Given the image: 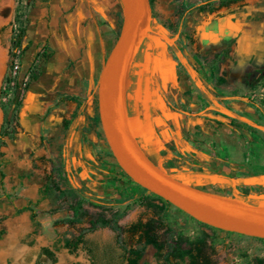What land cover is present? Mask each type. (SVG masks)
Masks as SVG:
<instances>
[{
	"label": "crops",
	"instance_id": "crops-1",
	"mask_svg": "<svg viewBox=\"0 0 264 264\" xmlns=\"http://www.w3.org/2000/svg\"><path fill=\"white\" fill-rule=\"evenodd\" d=\"M186 1L155 2L159 15L170 19L175 9L189 7L177 17L174 43L183 66L177 72L160 65L158 87L152 81L153 65L147 82L140 77L136 81L132 105L127 97L134 133L156 164L182 180L264 204V0H238L212 12L196 9L206 0L192 6L184 5ZM44 15L43 75L23 102L14 134L3 131L0 107V264H54L43 255L45 248L55 253L56 264L61 261L59 250L71 254L63 240L81 232L55 236V231L71 226L62 220L73 216L72 211L66 217L53 213L56 204L65 201L46 193L56 187L55 168L79 193L77 201L101 189L115 193L107 197H115V202L124 181L109 155L96 97L101 69L122 24L120 0H51ZM188 26H197L196 35L207 45L227 44L218 71L214 63L194 64L182 48L190 38L186 31L182 34ZM215 76L223 82L218 84ZM31 204L36 205L38 227L25 209ZM54 221L59 223L53 226ZM94 233L115 239L112 252L104 242L93 241ZM26 236L31 240L23 243ZM85 240L97 264H128L124 248L138 245H124L123 239L119 243L109 228L88 233ZM150 248L152 259L147 257ZM79 250L87 262L78 264H92L87 251ZM139 264L164 263L149 246Z\"/></svg>",
	"mask_w": 264,
	"mask_h": 264
},
{
	"label": "rangeland",
	"instance_id": "rangeland-1",
	"mask_svg": "<svg viewBox=\"0 0 264 264\" xmlns=\"http://www.w3.org/2000/svg\"><path fill=\"white\" fill-rule=\"evenodd\" d=\"M50 1L0 0V28H5L0 35V107L5 114L3 131L12 134L16 132L18 114L28 92L32 89L33 83L43 75L47 52L43 45L44 37L41 34L44 33H42L43 27L41 23L47 17L44 14H46V8ZM201 1L205 0H187L184 2V5L192 6ZM155 2L156 0H153L152 32L138 51L129 79L127 97L131 105L135 99L133 91L136 87V81L140 77L147 82L150 78V67L152 65L155 67L154 72H152V81L155 83V87H158L160 79L159 66L169 65L173 67L172 69L176 66V60L172 57V51L171 53L168 52L166 43H169L173 50L179 53V47L176 48L174 45L177 41L179 30V19L177 17L183 16L186 11L184 9L185 6L184 8L175 9L170 19L166 15H159V12L156 11L157 5ZM161 24H165V27H162ZM196 27L188 26L182 30V34L186 31V34L190 37L182 42V48L188 53L194 64H198L201 67L206 65L211 67L214 63L218 71L221 64L225 62L228 46L227 44L207 45L196 35ZM19 34H22L21 44L20 46H14V39ZM164 37L169 38V41H166ZM213 56H216L213 59L214 61L212 60ZM16 58L19 60L20 68L18 73L14 74L13 65ZM217 71H215V75ZM171 75L174 76L173 74ZM182 75L185 76V73L182 72ZM222 80V77L216 78L218 84H221ZM116 165L118 166L117 163ZM117 171V175L124 179L121 182L122 189L116 191L117 200L114 202L115 197L111 199L107 198L108 196H115V193L112 192L110 193L112 195H107L101 189H99V193L96 196L87 195V198L83 200L84 209L88 212L84 222L66 227L65 230L62 229L60 232L55 231V236L66 237L69 235L72 237L75 233L88 228L90 220L96 219L99 216L111 218L116 213L114 211L117 210L118 212L125 213V216L120 220L124 228H127L137 220H142L143 222L151 221L155 234L159 236L161 241L166 242L167 240L173 241L175 239L187 241L194 240L199 236L204 237L207 256L215 264H261L260 260H264L263 241L207 228L184 212L178 211L174 206L168 207L138 189L136 186L139 185L124 176L119 166L117 167ZM116 179L118 182L121 181L119 177ZM54 181L56 182L54 186L58 185L60 189L71 192L63 203L56 204V208L53 209L54 214L58 211L61 217H66L71 211L70 205L77 202L79 193L75 189H72L71 184L68 183L65 177L63 178L56 174ZM257 201L256 203H262L259 200ZM58 223L54 221L53 226ZM93 236L94 242H104L106 251L112 252L111 248H113L115 239L105 238L99 233H94ZM122 239L124 245L127 246L135 244V242L138 243L137 237L130 234L124 233ZM30 240L31 237L26 236L23 243ZM59 257L61 259L60 264L87 262V257L81 250L71 254H67L66 250H59ZM147 257L149 259L153 258L151 248Z\"/></svg>",
	"mask_w": 264,
	"mask_h": 264
},
{
	"label": "water",
	"instance_id": "water-1",
	"mask_svg": "<svg viewBox=\"0 0 264 264\" xmlns=\"http://www.w3.org/2000/svg\"><path fill=\"white\" fill-rule=\"evenodd\" d=\"M123 18L116 43L99 75L96 97L105 141L121 170L137 185L199 223L264 240V204L201 189L156 164L130 122L127 93L138 51L152 32L150 0H120Z\"/></svg>",
	"mask_w": 264,
	"mask_h": 264
},
{
	"label": "trees",
	"instance_id": "trees-1",
	"mask_svg": "<svg viewBox=\"0 0 264 264\" xmlns=\"http://www.w3.org/2000/svg\"><path fill=\"white\" fill-rule=\"evenodd\" d=\"M150 1L153 7V0ZM237 1L238 0H206L201 5L197 6L196 9L199 12H212L213 10L220 9L225 6H229L230 4L236 3ZM186 10L189 9L186 8ZM2 31L3 30H1L0 32L2 33ZM21 41H22V34H19V36L13 42L14 46H20ZM5 133L7 132H4V134ZM109 155L113 158L111 152L109 153ZM53 172L61 176L59 169L55 168ZM121 172L123 173L124 176L128 177L122 170ZM53 183H55L54 180ZM136 187L142 190L143 192L149 194L154 199L160 201L164 205L168 207H172L170 203L164 201L158 196H155L154 194L148 192L147 190L141 188L140 186H136ZM46 193L49 196L54 194L58 199H65L69 196L71 192L67 190H62L57 185L53 189L47 188ZM35 208L36 205L31 204L25 209L31 211L32 221L34 225L38 227L39 222L37 220V214ZM70 209L73 212V216L63 219L62 223L69 225L82 224L84 222V219L88 215V212L84 209L83 200H79L75 204L70 205ZM124 216H125L124 212L117 211L112 215L111 218H107L105 216H99L96 219L90 220L89 227L83 229L78 236L72 238H65L63 240L64 247L69 249L71 253H75L78 249L82 247L84 250L87 251L88 255L90 256L92 264H97L95 251L94 249L88 246V242L85 240V236L86 234L97 231L98 229L109 228L117 234L119 243H122V235L125 232L131 233L133 235H139L137 247L124 248L128 264H139L145 255L147 247L149 246H151L155 250V258L157 259V261L162 260L164 264H215L211 260V258L207 256L206 241L204 237L199 236L194 240H187V241L179 240V239H175L173 241L167 240L166 242L161 241L159 236L155 234L154 226L152 225L151 221L143 222L142 220H137L136 222L129 225L127 228H124L119 224L120 220ZM202 225L212 230H218L204 224ZM1 236L2 233H0V239ZM258 240L264 242V240L262 239H258ZM42 253L43 255L51 259L54 264L57 263V258L53 251H51L48 248H45L43 249ZM260 263L264 264V260L263 261L260 260Z\"/></svg>",
	"mask_w": 264,
	"mask_h": 264
},
{
	"label": "flooded vegetation",
	"instance_id": "flooded-vegetation-1",
	"mask_svg": "<svg viewBox=\"0 0 264 264\" xmlns=\"http://www.w3.org/2000/svg\"><path fill=\"white\" fill-rule=\"evenodd\" d=\"M4 29H5V28H0V31H1V30L4 31ZM3 31H2V32H3ZM1 34H2V33L0 32V35H1ZM14 41H15V39H14ZM166 47H167V49H168V52L171 53V51H172V55H173L172 57H173L174 60H176V66L174 67V69H176V71L178 72V69H180L181 66H183V64L181 63L180 59L178 58L177 53L173 50L172 46H171L169 43H166ZM9 52H10V51H9ZM8 55H9V53H8ZM179 66H180V68H179Z\"/></svg>",
	"mask_w": 264,
	"mask_h": 264
},
{
	"label": "built area",
	"instance_id": "built-area-1",
	"mask_svg": "<svg viewBox=\"0 0 264 264\" xmlns=\"http://www.w3.org/2000/svg\"><path fill=\"white\" fill-rule=\"evenodd\" d=\"M19 68H20L19 60H18V58H16L14 60V65H13V72H14V74L18 73Z\"/></svg>",
	"mask_w": 264,
	"mask_h": 264
},
{
	"label": "clouds",
	"instance_id": "clouds-1",
	"mask_svg": "<svg viewBox=\"0 0 264 264\" xmlns=\"http://www.w3.org/2000/svg\"><path fill=\"white\" fill-rule=\"evenodd\" d=\"M245 66L244 65H241V68H244Z\"/></svg>",
	"mask_w": 264,
	"mask_h": 264
}]
</instances>
